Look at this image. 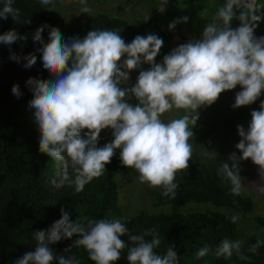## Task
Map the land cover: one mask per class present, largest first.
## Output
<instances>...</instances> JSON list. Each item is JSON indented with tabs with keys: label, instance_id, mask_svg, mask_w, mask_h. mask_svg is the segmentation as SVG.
Instances as JSON below:
<instances>
[{
	"label": "clouds",
	"instance_id": "1",
	"mask_svg": "<svg viewBox=\"0 0 264 264\" xmlns=\"http://www.w3.org/2000/svg\"><path fill=\"white\" fill-rule=\"evenodd\" d=\"M40 3L55 7L54 0ZM80 3L81 13L91 12L87 0ZM165 4L166 0H161V12ZM12 5L13 0H4L0 19H18L19 9ZM262 8L264 4L258 0H224L213 22L204 27L202 38L174 48L162 63H156V58L164 42L155 34L137 35L131 43H125L116 31L92 30L83 39L73 36L65 41L59 29L41 25L33 40L43 45L37 51L42 53L44 70L53 79L29 78L27 85L33 93L29 107L40 132V152L58 163L64 162L58 184L67 183L74 185L76 192L83 191L85 185L104 174L105 166L120 150L123 166L135 169L141 183L162 188V196L174 198L176 175L189 168L193 155L190 140L199 109L211 106L222 93L238 85L242 90L236 94L233 108L254 104L264 92V37L254 35L264 19ZM188 19L174 20L169 30L179 23L186 24ZM233 20L239 21L238 27H232ZM45 28H50L47 43L42 37ZM18 39L26 37L18 36L15 30L0 35V43L6 45ZM10 59L19 62L20 57L12 54ZM23 59L27 61L25 68L37 62L35 54ZM143 64L150 66L148 70H140ZM136 70H140L136 84L122 87ZM11 91L18 98L22 95L18 85ZM129 97L138 103H128ZM173 108L183 109L185 114L165 122L162 116ZM251 118L247 130L237 125L240 141L235 147L241 155L232 153L217 169L218 176L231 182L235 196L244 187V178L239 175L241 161L251 160L264 180V101L258 111L251 112ZM105 129L112 130L114 139L97 147ZM258 190L264 191V186L258 185ZM60 211L61 218L50 229L33 233L35 250L25 253L15 264H80L76 256H57L49 247L74 236L78 239L73 247H83L95 264H115L125 249L129 264H178L175 245L163 255L157 253L162 239L156 228L129 234L128 218L73 223L63 207ZM238 219V215L231 217L233 223ZM126 234L127 242L122 239ZM242 245L240 240L224 239L214 254L231 258L235 253L240 260H247ZM262 245L264 241L258 240L248 251L255 254ZM212 251L206 245L196 256L203 258Z\"/></svg>",
	"mask_w": 264,
	"mask_h": 264
},
{
	"label": "trees",
	"instance_id": "2",
	"mask_svg": "<svg viewBox=\"0 0 264 264\" xmlns=\"http://www.w3.org/2000/svg\"><path fill=\"white\" fill-rule=\"evenodd\" d=\"M167 1L165 11L155 12L148 22L142 24L99 14L87 25L66 27L60 24L55 16L57 13L43 6L40 0H13V8L19 9L18 19L14 20L11 16L0 19V35L15 30L18 36L26 37L12 45L0 43V264H15L25 253L34 251L37 241L33 233L50 229L61 218L62 207L73 223L77 220L86 224L88 220L128 218L129 234H143L156 228L162 239L157 253L163 255L170 245H175L178 264H264V245L255 254L248 251L258 240L264 241V215L255 216L254 228L249 233L239 235V223H233L231 217L238 215L239 219H245L253 214L254 203L249 196L233 195L231 182L217 175V169L227 160L225 156L215 162L203 154L192 155L189 168L176 175L178 188L174 198L162 196V188L149 186L145 190L150 191L151 206L148 211H139L130 216L122 215L119 209L115 178L125 167L120 159V150H116L111 163L105 166L104 174L85 185L81 192H76L74 185H59L63 169L58 176L55 175L54 166L58 167V162L39 150L40 132L33 120V110L29 107L33 93L27 81L29 78L49 80L53 77L43 68L42 53L37 51L43 45L33 40L36 30L41 25L57 28L65 41L73 36L83 39L92 30H113L121 35L125 43H131L137 35L147 36L154 28L163 36V45L168 48L166 37L169 28L164 32L166 25L169 26L174 16H184L188 8L180 6L188 3L182 0ZM196 1L201 3V7L190 9L191 22L175 29L174 35L178 40L175 48L189 40L201 39L204 27L213 22L217 11L211 10L209 4L212 1ZM221 2L223 5L224 0ZM3 6L4 0H0V9ZM260 11L263 16L264 8ZM205 14L206 17L201 19ZM238 26L239 21L233 20L232 27ZM49 31L50 28H45L42 33L44 43L49 42ZM254 35L264 37V19ZM12 54L20 57L19 62L10 59ZM29 54H35L37 62L32 68H25L27 61L23 58ZM162 61L163 57L157 56L156 62ZM14 85H18L22 93L19 98L11 91ZM122 87L131 85L127 83ZM241 90L238 85L222 93L211 105V112L206 115L212 122L207 131L200 134L196 144L210 139V144L214 145L222 134L227 135V142H230L232 134L238 133L237 125L248 129L251 112L259 110L260 103L264 101V92L254 104L233 108L236 94ZM69 173L74 178L75 174L70 170ZM53 180L57 184H53ZM121 182L122 176L119 175L118 186H121ZM125 212H130V209ZM76 239V236L71 240L62 239L49 247L57 256H76L80 264H95L83 247H73ZM122 239L127 242L128 235ZM224 239L242 241V251L249 259L240 260L235 253L231 258L217 257L214 250ZM206 245L213 251L198 258L197 251ZM66 249L71 250L66 252ZM115 264H129L127 249L121 252V258Z\"/></svg>",
	"mask_w": 264,
	"mask_h": 264
},
{
	"label": "rangeland",
	"instance_id": "3",
	"mask_svg": "<svg viewBox=\"0 0 264 264\" xmlns=\"http://www.w3.org/2000/svg\"><path fill=\"white\" fill-rule=\"evenodd\" d=\"M182 1H186L188 4L186 6L181 5L180 7L184 9L187 7L188 12L184 11V16L181 17H177V15L174 16L172 22L183 17H188V22H191L189 16L190 9L195 10L201 7V3L196 0ZM211 1L212 3L209 4L211 10L218 11L219 7L222 6L221 0ZM263 1L264 0H260V4H264ZM167 3L168 1L166 0V4ZM54 5V8L52 5H48L47 7L57 13L55 14V16L59 19L60 24L66 27H71L74 25H87L91 22L92 18L99 14H104L108 17H116L121 19V21L123 22L134 24L138 21L140 24H142L143 22H148L150 20V16H152L155 12H161L159 10V7L161 6V0H87V6L91 8V12L89 13H81L80 0H54ZM180 14H182L181 9ZM205 17L206 14L201 19H204ZM186 24L179 23L177 24L176 28H180L182 25L185 26ZM168 28L169 26L166 25V29L164 30V32H167ZM173 32H176V30ZM148 33L155 34L159 38H162V40H164L163 36L159 35V31L154 30V28H151ZM183 36L185 35L183 34ZM166 41L168 44V48H166V45L162 46V49L158 55L159 58H162L165 55L169 54L175 48L177 40L174 35L171 34L167 35ZM149 67L150 66L148 64H143L140 70H148ZM140 70L132 71L130 73V79L127 83H129L131 87L136 84ZM128 99L129 100L127 102L133 104V106L138 103V101H136L134 97H129ZM208 112H211V106H205L199 109V120L197 121L196 126L193 128L194 137L190 140V143H192L193 145V155L203 154L204 156L210 158L211 160H214L215 162L219 161L218 159L223 156L228 158L232 153H235L237 157H239L241 153L235 147V145L240 141L238 133L232 134L230 142H227V135L222 134L214 145L210 144V139L209 141L206 140L204 143L196 144V140H198L200 134L206 132L209 123L212 122V120H210V118L206 115V113ZM184 114L185 112L183 109L173 108L170 112L165 113L162 116V119L165 122H169L171 119L180 118ZM113 139L114 137L112 134V130L105 129L100 134L97 147H103L105 144L111 143ZM58 165V167L54 166V172H57L55 174L57 176L61 173V170L64 167V162H60L58 163ZM69 168V170L72 172L70 165ZM240 169L241 170L239 175L244 178L242 180V185L244 187L241 190V195L249 196V198L254 203V210L253 214L251 213L245 219L238 220L239 224L237 226V232L239 233V235L242 233H249L250 230L254 228L253 218L255 216L264 215V191L258 190V185L264 186V180H262L259 175V168L255 166L251 160H247L240 162ZM119 175L122 176L121 186H118ZM115 180L117 184L119 209H121L122 215L127 214L130 216H134L138 214L139 211H148V207L151 206L150 191L145 190L147 187H149V185L147 183L140 182L139 173L135 169L124 167L121 173L117 174ZM125 180L127 181V184ZM128 209H130V212H125Z\"/></svg>",
	"mask_w": 264,
	"mask_h": 264
},
{
	"label": "crops",
	"instance_id": "4",
	"mask_svg": "<svg viewBox=\"0 0 264 264\" xmlns=\"http://www.w3.org/2000/svg\"><path fill=\"white\" fill-rule=\"evenodd\" d=\"M258 1H259V0H258ZM263 16H264V13H263ZM174 33H175V32H173V31H171V30H170V31L168 30V35H171V34L174 35ZM174 37H175V35H174ZM175 38H176V37H175ZM176 40H177V38H176ZM177 44H178V40L176 41V45H177ZM176 45H175V46H176Z\"/></svg>",
	"mask_w": 264,
	"mask_h": 264
}]
</instances>
